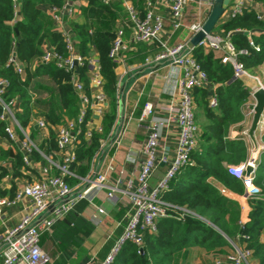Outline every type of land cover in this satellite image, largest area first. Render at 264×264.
I'll return each mask as SVG.
<instances>
[{"label": "trees", "instance_id": "1", "mask_svg": "<svg viewBox=\"0 0 264 264\" xmlns=\"http://www.w3.org/2000/svg\"><path fill=\"white\" fill-rule=\"evenodd\" d=\"M67 1L73 7V16L79 14L78 20H72L73 16L64 18L73 38L74 50L88 60L97 61L101 91L108 99L107 111L101 119V132L93 131L89 139L85 138V125L90 118L87 112L75 137L77 165L72 167L79 178H85L99 149L100 139L107 138L117 118L116 63L108 53L117 31V21L119 18L128 19L125 11L118 14L112 5L100 0H86L85 5L80 4V0H17V10H14L12 0H0V79L7 82L3 100H18L15 119L24 130L28 128L31 131V139L34 140L35 136L33 125L36 118L41 117L48 124V137L37 144L40 152L56 160L53 128L65 119H75L79 103L72 85V72L41 61L45 42L64 57L68 51L64 38L52 26L51 16L39 7L48 5L58 9ZM130 1L142 15L143 1ZM249 1L253 7H246L233 17L220 19L213 29L219 35L231 33L230 42L234 49L245 52L238 56L247 72L264 64V0ZM244 31L249 35H243ZM143 44L137 43L136 46L142 49ZM153 48L156 53V47ZM191 53L209 83V88H194L192 95L195 122L200 117L203 119L200 127L197 125V148L161 195L162 200L173 208H167L168 214L158 219L155 232H144L140 248L126 242L111 264H180V261L188 263L192 259L195 248L208 255L231 251V246L221 234L232 242L236 237L238 246L250 252L251 264H264V151L259 153L255 166L251 183L258 191L251 194L249 220L244 225L239 224L238 203L225 197L210 182L211 179L223 189L239 195L245 192L242 181L230 175L227 166L246 163L248 146L242 137L229 139L228 133L231 126L244 120L242 107L249 101L251 91L243 81L233 79L232 67L222 64L211 51L197 46ZM15 64L21 66L22 75L17 73ZM90 74L87 63L76 73L82 92L87 96L94 92L88 81ZM211 97L216 101L214 108L209 106ZM6 125L5 120H0V139L11 143L5 132ZM18 137L21 138L20 135ZM260 140L264 145V126ZM31 155L35 161L44 163L37 152L33 151ZM4 161L9 162L8 167L2 165ZM24 168L27 169L19 151L11 156L10 150L0 148V183L10 178V187L0 189V197L13 196L16 189L13 180L23 176ZM66 180L71 186L78 183L73 178ZM83 207L82 202L78 208ZM76 217L70 212L63 219L62 234L74 237ZM82 222L83 225L86 223L78 217V223ZM116 235L118 233L107 239L94 257L96 260L106 256ZM241 235L246 238H241ZM81 251L85 253V250Z\"/></svg>", "mask_w": 264, "mask_h": 264}, {"label": "built area", "instance_id": "2", "mask_svg": "<svg viewBox=\"0 0 264 264\" xmlns=\"http://www.w3.org/2000/svg\"><path fill=\"white\" fill-rule=\"evenodd\" d=\"M142 1L143 14L141 15L130 0H120L127 20L133 28L134 41L155 46L157 49L150 61L166 67H175L180 71V76L175 80L179 101L177 103L170 102L169 105L160 109L164 118L154 116L150 105L143 107L138 120L143 125L145 142L139 152L140 159L136 162L137 167L128 178L122 179L112 186H107L108 173L113 171V166L109 162L102 169L104 164H101V159H106L111 150L117 149L122 144V134L125 128V118L122 117L123 105L121 113L117 112L118 117L107 138L100 140L99 149L91 160L87 176L80 179L74 173L75 169L72 166L77 165L74 152L75 137L80 132L87 112L90 113V118L85 125V138L89 139L93 131L101 132V119L107 110L108 99L101 91L102 81L98 66L92 67L88 78L94 92L90 96L82 92V85L74 71L83 67L85 63L89 65L90 62L75 52L73 38L69 31L63 30L61 33L68 51L66 57L58 54L49 43L45 42L42 45L41 61L43 63H52L57 68L72 72V85L79 103V112L75 119H65L62 124L53 128L56 160L38 151L33 141L17 122L15 114L18 112V100L9 102L3 100L2 95L7 82L0 79V110L2 112L0 120L7 122L5 132L9 141L18 146L25 167H31L33 151L37 152L44 160L39 169L40 178L38 180L22 185L12 197H0V222H2L5 210L16 207L25 199L30 202V209L14 225L4 227L2 223L4 227V231L0 235L2 264H54L41 248L42 237L51 234L54 226L72 212L81 200L87 199V194L93 188L97 189L96 196L101 202H116L125 210V213L122 232L115 239L106 256L101 260H96L91 256L82 264H111L126 242L140 248L144 232H155L158 219L168 214L167 208H173L162 200L161 195L180 169L187 164L190 154L197 148L199 127L195 122L192 95L194 88H209V83L186 43L175 45L168 43L164 36L165 18L159 12L158 7L168 9L172 33L184 29L193 35L201 29L212 7L213 0H196L194 21L188 25L184 22V12L192 0ZM12 3L14 10H17V0H12ZM250 6L252 4L249 0H230L223 17L229 18L238 15ZM73 14V7L68 1L61 8L51 7V19L58 25L62 24L64 18L72 17ZM123 36L122 26H117L108 53L109 58L116 64L122 62L120 53ZM230 37L231 33L219 35L212 31L199 42L198 46L211 51L222 64H229L233 69V79L243 81L244 78H249V75L238 55L245 54V52L236 51L230 42ZM14 67L17 73L23 74L21 66L15 64ZM117 93H120L119 87H117ZM209 106L211 108L216 106L214 97L209 99ZM95 118L98 119L96 124L93 122ZM164 124L175 131V136L170 143L162 140L161 131ZM34 125L37 129L47 133L48 137V124L43 118H36ZM261 151H264L263 144L256 147L246 163L228 166V173L236 179H240L244 185L252 186L251 181ZM160 164L164 167L162 176L151 186L148 181ZM248 167L250 172L246 174ZM67 178L76 179L80 184L71 186L67 182ZM105 188L107 192H103ZM116 193L119 194L118 197L115 196ZM88 207L92 210L89 222L94 226L103 224L107 217L105 208L94 203L92 199H88ZM221 236L228 241L226 236L223 234ZM241 238L246 237L241 235ZM230 244L233 252L224 258L226 262L229 264H251L249 251L241 249L238 244ZM218 259L214 264L220 263Z\"/></svg>", "mask_w": 264, "mask_h": 264}, {"label": "crops", "instance_id": "3", "mask_svg": "<svg viewBox=\"0 0 264 264\" xmlns=\"http://www.w3.org/2000/svg\"><path fill=\"white\" fill-rule=\"evenodd\" d=\"M100 1L112 5V7L117 10L118 14H120V12H123L120 0ZM195 2L196 0H192L184 12V22L187 25L194 21V17L196 14ZM80 4L85 5L86 0H80ZM39 8L43 12L50 15L51 6L42 5ZM158 8L159 12L165 18L164 36L168 40V43L170 45L187 43L192 35L184 29H180L179 31L172 33L168 9L165 7ZM71 19L78 20L79 14L77 13ZM51 23L54 30H56L60 34L63 30L69 31L68 23L65 21V19L63 20L61 25L55 24L53 21ZM117 26H122V30L124 33L123 45L120 53L122 62L116 64L115 74L118 80V87L119 89L122 88V91L119 93L118 102L122 101L123 103L122 117L125 118V128L122 134L123 139L121 146L117 149L111 150L106 159H101V164H104L102 169H104V167L109 162L113 166V171L108 173L107 186H112L116 182L128 178L130 174L136 169V162H138L140 159L139 152L141 150L142 144H144L145 142L143 125L139 122L138 117L141 114L143 107L145 105H150L152 107L154 116H156L157 118H164V114L160 112V109L169 105L170 102L177 103L179 101L175 80L181 74L180 71L175 67H166L161 64L152 63L150 60L155 53L152 45L143 44L142 49L137 48V43L134 41L133 28L126 18H119V20L117 21ZM89 62V68L91 71L92 67L98 66V63L95 59L89 60ZM262 66H264V64L253 69L252 71L254 72L256 69H259ZM243 83L245 86H247L244 80ZM94 120L95 121L93 122H95L96 124V122H98V119L95 118ZM259 126L260 127L257 130L258 132L256 131L255 133L256 147L262 145L260 136L263 132L264 117L262 118ZM245 127V120L231 126L229 129L228 138L235 139L238 137H242L248 146V156L249 158H251V155L255 149L249 139L245 137ZM33 129L35 133L34 140L31 139V131L28 128L25 129L26 134L31 140L37 143H41L46 139L47 133L37 129L35 125H33ZM161 132L163 135L162 140L167 143H170L175 136V131L172 128L168 127L166 124H164ZM0 148H2L3 150H10L11 156L19 151L18 146L15 143H9L8 141L1 139ZM31 161V167H26L27 169L24 168L25 170L23 169V176L20 177L21 180L19 181V178L13 180V183L16 187L15 191L22 185L38 180L40 178L39 169L43 165V163L40 161H35L32 155ZM2 165L8 167L9 162L4 161ZM158 169L163 171L164 167L159 166ZM210 182H212V184L217 187L225 197L238 203L240 207L239 224L244 225L245 223H247L249 220L248 215L251 211L248 202L249 199H252L250 197L253 193H244L239 195L229 190L223 189L219 184L211 179ZM2 184L4 186L0 189L7 190V185H9L8 182H5L4 179ZM79 184L80 182L78 183V185ZM244 186L246 190V185ZM103 192H107V189L105 188ZM96 195L97 189L93 188L87 194V199L81 200L72 211L73 214H76L77 216L73 223L76 225V227H79V229L83 228L82 230L87 234V237H83V239L73 240L74 237L70 238L62 234L64 231L65 220L58 222L54 226L51 234L42 237L40 242L41 248L50 257L54 264H82L91 256L96 257L107 239L113 235V233L107 236L105 234L103 235L104 237L101 235V229L106 228V222L110 221L116 223V220H119L121 223H123L122 221L125 210L116 202H101ZM118 195V193L115 194V196L117 197ZM88 199H92L94 203L102 205L107 211V217L104 219L103 224H101L100 226H94L89 222V215L91 214L92 210L90 209V207H88ZM82 202L84 203V207L78 208V206ZM29 209L30 202L25 199L16 207L5 210L2 222H0V235L3 233L4 227H11L12 225H14ZM78 217L82 218L86 222L85 225H83V222L82 224L78 223ZM120 222L116 223V227H114L113 230L120 227ZM2 223L4 224V227ZM234 242L238 244V239L236 237L234 239ZM81 250H85V253H83ZM229 254L230 250L223 251L222 253L208 255L202 250L195 248V254L193 255L192 259H190L188 263H185L184 260L180 261V264H214L218 258H220L218 259L220 261L219 264H229L228 262H226V259H224Z\"/></svg>", "mask_w": 264, "mask_h": 264}, {"label": "water", "instance_id": "4", "mask_svg": "<svg viewBox=\"0 0 264 264\" xmlns=\"http://www.w3.org/2000/svg\"><path fill=\"white\" fill-rule=\"evenodd\" d=\"M230 0H213L212 7L209 11V13L206 16V19L204 23L201 26V29L194 33L191 38L187 41L186 45L190 50H193L196 48L200 41L204 39V37L208 34H210L216 24L220 21V19L223 17L225 10L229 6ZM243 35L248 36L249 33L247 31L243 32ZM94 53H91V56H93ZM14 57V54L12 55ZM75 65V63H74ZM97 66V63H96ZM78 69L75 70V73H77ZM122 91V88L120 89V92ZM254 105L252 106V117L250 121V126L247 130V136L250 140V142L253 144L254 149H256V140H255V133L259 128L260 122L262 118L264 117V89L258 88L251 94ZM122 101L118 102V113H121L122 110ZM0 110V115H1ZM159 166H162L161 164ZM250 172V168L248 167L246 169V174ZM162 176V171L159 169H156L151 178L149 179V183L151 186H153L158 179H160ZM257 189L254 187L251 191V193H256Z\"/></svg>", "mask_w": 264, "mask_h": 264}, {"label": "rangeland", "instance_id": "5", "mask_svg": "<svg viewBox=\"0 0 264 264\" xmlns=\"http://www.w3.org/2000/svg\"><path fill=\"white\" fill-rule=\"evenodd\" d=\"M223 19H225V17H222L221 18V21L223 20ZM248 73V75H249V78H244L243 80H244V82H246L245 84L247 85L246 87H248L249 89H250V91H251V94L256 90V89H258V88H263L264 89V66H262V67H260L259 69H256L254 72L253 71H249V72H247ZM251 94H250V98H249V101L242 107V113L244 114V120H245V137H247V139H249L248 138V136H247V130H248V128H249V126H250V121H251V117H252V106L254 105V100H253V98H252V96H251ZM202 121H203V119H202V117H200V118H198V120L196 121L197 122V125L200 127V125H201V123H202ZM260 127V126H259ZM258 132V131H257ZM101 140V139H100ZM103 140V139H102ZM256 140V139H255ZM33 141V140H32ZM250 141V140H249ZM33 143H34V145H35V147H36V149L38 150V151H40L39 150V148H38V144H37V142H34L33 141ZM90 167H91V164H90ZM10 180V178H6L5 179V182H8ZM13 180V179H12ZM19 181L21 180V178H19L18 179ZM3 184L2 183H0V188H3ZM8 186V188L10 187V185H7ZM248 187H250L251 189H253L254 187L253 186H250V185H248V186H246V188H248ZM249 188V189H250ZM244 193H247L246 192V190H245V192ZM251 193V192H250ZM117 222H120L119 220H116V223ZM116 223H113V222H110V221H107L106 222V228H102L101 229V235L103 236V235H105L106 234V236L107 235H110L111 233H113V235H115V234H117L118 233V235H116L117 237L121 234V232H122V226H123V223H121L120 222V227H118V228H116L115 230H113L114 229V227H116ZM85 225V224H84ZM83 229V228H82ZM82 229H79V227H76V229H75V231H73V232H75V235H74V239L73 240H75V239H83V237H87V234L82 230ZM119 230V231H118ZM81 231V232H80ZM80 233V234H79ZM73 234V233H72ZM82 234V235H81ZM91 236V235H90ZM104 237V236H103ZM228 243H229V245L231 246V244L230 243H233V245H237V243L236 242H232L231 240H229L228 239ZM237 247V246H236ZM238 248V247H237ZM231 252H233V249H232V246H231V251H230V253Z\"/></svg>", "mask_w": 264, "mask_h": 264}, {"label": "bare ground", "instance_id": "6", "mask_svg": "<svg viewBox=\"0 0 264 264\" xmlns=\"http://www.w3.org/2000/svg\"><path fill=\"white\" fill-rule=\"evenodd\" d=\"M249 188H250V187H248V188L246 189V192H247V193H250V192L252 191V189H251V188L249 189Z\"/></svg>", "mask_w": 264, "mask_h": 264}]
</instances>
